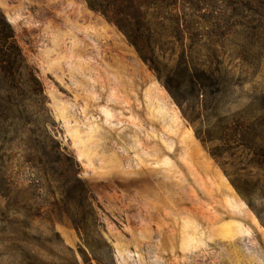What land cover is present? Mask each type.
<instances>
[{
    "label": "rangeland",
    "instance_id": "1",
    "mask_svg": "<svg viewBox=\"0 0 264 264\" xmlns=\"http://www.w3.org/2000/svg\"><path fill=\"white\" fill-rule=\"evenodd\" d=\"M172 3L143 61L84 0H0L42 89L0 72V264H264V0Z\"/></svg>",
    "mask_w": 264,
    "mask_h": 264
},
{
    "label": "trees",
    "instance_id": "2",
    "mask_svg": "<svg viewBox=\"0 0 264 264\" xmlns=\"http://www.w3.org/2000/svg\"><path fill=\"white\" fill-rule=\"evenodd\" d=\"M87 7L100 14L113 25L135 49L139 57L146 61L147 55L154 56V45L148 36L146 13L152 11L153 21L160 19L158 10L164 4L170 15L173 11L172 0H84ZM171 1V2H170ZM158 75V69L153 66ZM0 72L3 76L2 85L14 89V107L17 112L26 114L25 102L42 95L41 85L30 69L15 41L12 29L0 12ZM159 77V75H158ZM160 78V77H159ZM163 86L169 89L168 81ZM1 90L4 88H0ZM0 90V91H1ZM2 93V92H1ZM3 96V93H2ZM17 102V103H16ZM21 108V110H18ZM31 114L28 118L32 117ZM24 116V115H23ZM20 116H18L19 118ZM233 183V182H232ZM238 190L236 184H232ZM88 205V204H87Z\"/></svg>",
    "mask_w": 264,
    "mask_h": 264
}]
</instances>
